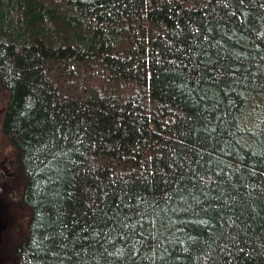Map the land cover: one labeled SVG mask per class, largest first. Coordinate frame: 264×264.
<instances>
[{"label": "trees", "instance_id": "obj_1", "mask_svg": "<svg viewBox=\"0 0 264 264\" xmlns=\"http://www.w3.org/2000/svg\"><path fill=\"white\" fill-rule=\"evenodd\" d=\"M0 93L15 264H264V0H0Z\"/></svg>", "mask_w": 264, "mask_h": 264}, {"label": "rangeland", "instance_id": "obj_2", "mask_svg": "<svg viewBox=\"0 0 264 264\" xmlns=\"http://www.w3.org/2000/svg\"><path fill=\"white\" fill-rule=\"evenodd\" d=\"M6 107V98L0 93V149L3 150L4 139L1 134L2 118ZM6 146V142H5ZM4 155V165L0 166V175L3 176L8 171V151L6 146ZM6 157V158H5ZM3 172V173H2ZM16 202L15 194L9 193L4 187V180L0 177V264H15V248L27 236L29 226V216L21 209L12 205ZM11 203V204H10Z\"/></svg>", "mask_w": 264, "mask_h": 264}, {"label": "flooded vegetation", "instance_id": "obj_3", "mask_svg": "<svg viewBox=\"0 0 264 264\" xmlns=\"http://www.w3.org/2000/svg\"><path fill=\"white\" fill-rule=\"evenodd\" d=\"M6 146H5V142H4V147H3V150L0 149V166L1 165H4V155L6 153ZM5 152V153H4ZM6 158V157H5ZM3 173V172H2ZM1 176V175H0ZM4 176V175H3Z\"/></svg>", "mask_w": 264, "mask_h": 264}]
</instances>
